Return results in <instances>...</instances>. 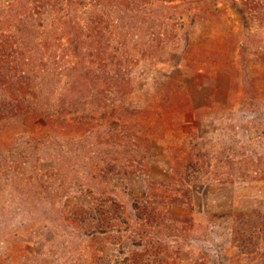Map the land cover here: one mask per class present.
<instances>
[{
  "label": "rangeland",
  "instance_id": "obj_1",
  "mask_svg": "<svg viewBox=\"0 0 264 264\" xmlns=\"http://www.w3.org/2000/svg\"><path fill=\"white\" fill-rule=\"evenodd\" d=\"M130 1L46 0L39 8L41 0H0V40H25L32 56L24 58L32 90L23 112L0 115V264H117L148 242L157 253L145 259L154 264H264V240L241 254L231 231L235 215L264 211V0ZM59 18L78 20L90 52L106 42L127 68L129 94L99 83L108 103L97 109L102 116L90 102L69 109L61 124L44 116L65 91L66 71L82 69L63 51L64 38L50 45ZM200 154L188 179L171 177ZM141 156L146 168L124 176ZM110 165L121 171L108 184L127 204L146 197L148 181L170 185L155 191L153 204L181 237L151 231L121 250L74 233L62 211L92 205ZM180 185L189 189L182 205L171 195ZM182 217L186 224L174 219ZM158 239L163 246L152 244Z\"/></svg>",
  "mask_w": 264,
  "mask_h": 264
},
{
  "label": "trees",
  "instance_id": "obj_2",
  "mask_svg": "<svg viewBox=\"0 0 264 264\" xmlns=\"http://www.w3.org/2000/svg\"><path fill=\"white\" fill-rule=\"evenodd\" d=\"M42 3L38 5L42 8L46 0H41ZM112 1V0H110ZM131 2L130 0H128ZM213 3V2H212ZM18 4V3H17ZM207 4V3H206ZM36 8V7H35ZM28 10V9H27ZM20 12V11H19ZM243 13V11L241 12ZM59 23L61 18L58 19ZM94 28L99 26L102 22L101 15L94 16L93 19ZM56 29L58 36H55L54 44H50L52 47L56 45V42H61L65 39L66 46L63 48L68 57H73L76 60L79 59L78 65L82 67H72L66 71V86L65 91L58 96L56 104L54 105L52 111L45 110L44 116L46 120L50 122L59 121L60 124L64 123V116L69 113V109L75 106L87 105V102L95 105V113L99 116L104 115L103 112L97 110L98 107L106 104V92L102 91L100 88V82L110 83L117 87V91L122 95L129 94L132 91L130 81L128 79L127 68L121 66L115 53H109L108 43L105 42V50L99 51L97 53L90 52L88 50V36L85 28L79 23L78 20L62 21ZM96 25V26H95ZM56 27V26H55ZM96 31H99L97 29ZM93 31L97 36V40L94 41L97 45L102 44L103 38L105 37L103 33H97ZM22 41V42H21ZM20 42V43H19ZM49 46V44L47 45ZM231 48H233V43H230ZM30 53L27 50V44L25 40H17L14 36L5 38V40H0V90L4 92L3 98H0V115L1 114H20L23 112V104L28 100V93L31 89V82L29 81L27 69L28 60L24 58ZM214 56L212 54L210 62H214ZM241 58L244 57V50L240 51ZM29 59L32 58L29 55ZM186 61H189V57L183 56ZM109 60V63L105 62ZM195 59V58H194ZM86 61H90L89 64L85 65ZM106 67L110 68V72L107 71ZM123 68V69H122ZM109 72V73H108ZM13 75L14 80L8 81ZM171 82H164L162 86L167 87ZM163 89V88H162ZM167 93H165L166 95ZM167 98L175 99V95H169ZM32 103V102H31ZM55 118V120H54ZM85 117H82L84 119ZM53 120V121H52ZM203 155H197L194 162L189 161L185 165L184 169L178 166V169L171 171V177L176 176L177 181L181 183L189 176H187L190 170H197V168L191 169L192 165L197 166V162L201 160ZM176 161H178L176 159ZM197 161V162H196ZM144 156L136 161L135 171H128V168L123 172L124 176L135 175L137 170H143L146 168V163H144ZM196 162V163H195ZM200 163V162H199ZM202 163V161H201ZM177 165L173 162V167ZM121 170H116L115 166H108L103 169V176L101 183L104 182V186L100 188L99 192L94 198V203L90 206L84 207L80 206L74 208L69 213L63 210V219L71 227L74 233L80 232L85 237L90 238L91 242L105 243L109 242L113 245H117L121 249L124 248L123 245L127 243L133 244L135 247L138 246L140 241L138 239L147 238L150 236L151 231H156L155 236L166 238L164 232L167 235L179 236L181 237L180 230L175 227V224L168 223V219L172 217H167L164 214H159L154 206V194L158 188H168V184L165 183H154L148 181L149 191L146 197L135 199L130 203H125L123 199L117 197V193L108 184L109 178L108 174L114 172L115 174H120ZM185 178V179H184ZM170 189V188H169ZM184 189V191H183ZM188 187H180L172 190L173 199L180 205L186 203L183 201H188ZM91 190L88 191V194ZM186 199V200H185ZM189 202V201H188ZM189 204V203H187ZM131 211L136 219V222H140L137 226H130L129 218L131 217ZM166 216V217H165ZM180 220L181 224H186V217L174 218ZM124 232L122 240L121 235H113L114 232ZM232 244L238 248L241 254H252L256 253L259 248V240H264V211L253 210L249 214H237L233 218L232 224ZM131 233V234H127ZM159 240V239H158ZM150 241V240H149ZM165 241V240H164ZM156 243L163 246L162 240L155 241ZM161 244H160V243ZM145 247L143 253H131L128 257H125L121 262L117 264H147L146 255L157 253L153 247ZM121 247V248H120ZM120 251V250H119ZM124 253V252H123ZM99 264H109L105 258H94ZM149 264L156 263V259L148 260Z\"/></svg>",
  "mask_w": 264,
  "mask_h": 264
}]
</instances>
